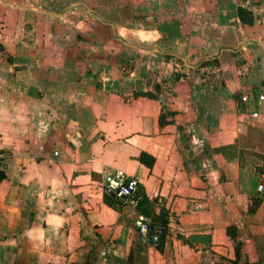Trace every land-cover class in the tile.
<instances>
[{
  "label": "crops",
  "instance_id": "obj_1",
  "mask_svg": "<svg viewBox=\"0 0 264 264\" xmlns=\"http://www.w3.org/2000/svg\"><path fill=\"white\" fill-rule=\"evenodd\" d=\"M263 85L264 0H0V264H264Z\"/></svg>",
  "mask_w": 264,
  "mask_h": 264
},
{
  "label": "built area",
  "instance_id": "obj_2",
  "mask_svg": "<svg viewBox=\"0 0 264 264\" xmlns=\"http://www.w3.org/2000/svg\"><path fill=\"white\" fill-rule=\"evenodd\" d=\"M253 99L257 101L264 100V85L261 87V90H248L241 95V102L243 103H248ZM251 114L257 116L258 112L253 111ZM97 187L103 195L113 197L121 205L138 207L146 196L144 190L141 188L139 179L128 176L123 170L119 169L115 173L100 179L97 182ZM258 190H264V172L262 173ZM159 200L161 201V198ZM135 224L138 230L147 235L152 241L158 242L160 240L162 226L153 223L151 217L147 214L139 213L135 218Z\"/></svg>",
  "mask_w": 264,
  "mask_h": 264
},
{
  "label": "rangeland",
  "instance_id": "obj_3",
  "mask_svg": "<svg viewBox=\"0 0 264 264\" xmlns=\"http://www.w3.org/2000/svg\"><path fill=\"white\" fill-rule=\"evenodd\" d=\"M244 14H246V13H244ZM129 68H130L129 66H125L122 71L124 73H128L129 72Z\"/></svg>",
  "mask_w": 264,
  "mask_h": 264
},
{
  "label": "trees",
  "instance_id": "obj_4",
  "mask_svg": "<svg viewBox=\"0 0 264 264\" xmlns=\"http://www.w3.org/2000/svg\"><path fill=\"white\" fill-rule=\"evenodd\" d=\"M3 177H4V172L0 170V179H2Z\"/></svg>",
  "mask_w": 264,
  "mask_h": 264
}]
</instances>
